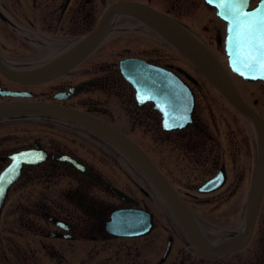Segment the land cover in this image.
<instances>
[{
    "label": "flooded vegetation",
    "instance_id": "flooded-vegetation-1",
    "mask_svg": "<svg viewBox=\"0 0 264 264\" xmlns=\"http://www.w3.org/2000/svg\"><path fill=\"white\" fill-rule=\"evenodd\" d=\"M261 1L249 0L248 9ZM121 2L150 8L191 33L251 116L127 14L113 16L99 46L64 75L36 84L8 76L60 57ZM227 29L206 0H0V106L31 108L0 117V264H264V186L248 241L229 253H200L129 158L85 125L45 112L81 113L131 141L216 248L245 231L264 129V79L232 72ZM128 61L184 83L194 99L190 123L173 129L153 102L141 103L124 77L136 71Z\"/></svg>",
    "mask_w": 264,
    "mask_h": 264
},
{
    "label": "water",
    "instance_id": "water-1",
    "mask_svg": "<svg viewBox=\"0 0 264 264\" xmlns=\"http://www.w3.org/2000/svg\"><path fill=\"white\" fill-rule=\"evenodd\" d=\"M216 10V15L227 23L226 54L230 69L245 80L264 79V0L256 10L248 9L249 0H206ZM117 14H127L142 21L160 37L171 44L233 107L251 116L236 89L217 59L191 33L179 23L142 5L121 2L111 6L100 19L96 29L66 53L25 73H8L12 79L29 84L49 81L67 73L89 56L104 39L111 19ZM126 67L136 70L124 73L136 91L140 102L151 101L160 111L163 123L173 129H181L191 121L194 99L179 79L149 65L128 61ZM124 67V65H121ZM19 95V94H18ZM31 108L0 106V117ZM36 112V110H33ZM45 112L72 120L90 128L121 153L145 175L159 190L163 200L175 216L186 241L198 252L214 256L241 248L249 239L255 222V210L264 186V129L258 128L259 160L249 198V210L245 231L213 248L203 239L196 225L167 182L158 173L145 154L117 130L71 110L45 107ZM170 129V127H169Z\"/></svg>",
    "mask_w": 264,
    "mask_h": 264
},
{
    "label": "rangeland",
    "instance_id": "rangeland-1",
    "mask_svg": "<svg viewBox=\"0 0 264 264\" xmlns=\"http://www.w3.org/2000/svg\"><path fill=\"white\" fill-rule=\"evenodd\" d=\"M205 12V14L206 15H208V17L210 18V19H213L214 17H213V12L211 11V10H207V11H204ZM226 72V71H225Z\"/></svg>",
    "mask_w": 264,
    "mask_h": 264
},
{
    "label": "bare ground",
    "instance_id": "bare-ground-1",
    "mask_svg": "<svg viewBox=\"0 0 264 264\" xmlns=\"http://www.w3.org/2000/svg\"><path fill=\"white\" fill-rule=\"evenodd\" d=\"M214 9V8H213Z\"/></svg>",
    "mask_w": 264,
    "mask_h": 264
}]
</instances>
